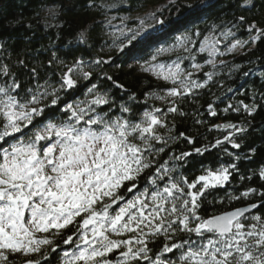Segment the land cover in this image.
I'll return each mask as SVG.
<instances>
[{"label": "snow or ice", "instance_id": "6c2138e0", "mask_svg": "<svg viewBox=\"0 0 264 264\" xmlns=\"http://www.w3.org/2000/svg\"><path fill=\"white\" fill-rule=\"evenodd\" d=\"M114 19L107 23L111 25ZM126 19L121 18V25L111 33L112 46L121 53L149 28L165 23L155 13L138 18L134 28L124 23ZM246 23V17L240 16L233 28ZM215 27L198 48L199 53L207 52L206 63L214 69L215 57L225 54L217 47L221 37L223 41L236 37L232 28L217 37ZM247 32L248 39H235L226 45L227 53L264 40V28L255 23L247 24ZM200 35L196 30L178 36L176 45L158 49L151 61L177 46L191 52L196 47L193 37ZM80 39L84 41L83 33ZM190 59L194 69L203 67L194 62L195 54ZM108 63L111 57L97 58L87 65L77 58L65 65L58 87L45 80L23 89L8 66L0 65V77H9L0 83V264H52L53 259L57 264H264V215L252 214L253 209L264 207V191L248 188L238 196L229 195V201L252 196L260 200L219 215L203 216L202 205L214 203L208 197L230 183L232 173L238 171L236 164L220 163L215 169L205 165L192 180L180 171L189 158L202 157L225 141L240 149L234 136L246 129L231 123L214 125L234 132L214 144L195 147V139L183 132L173 136L164 119L167 113L185 115L175 106L177 98L204 88L215 73L206 72L207 79L198 83L192 72L181 67L180 57L170 64L146 61L148 67L142 65L143 71H152L172 84L166 95L147 94L158 100L172 98V106L162 115H157L160 108H153L135 120L127 104H120L121 114L115 115L112 110L116 105L95 83L87 88L84 101L60 107L62 91L75 90L79 79L91 80L93 73L85 67ZM220 63L226 65L225 61ZM233 68L238 70L240 65ZM31 73L38 81L37 70L33 68ZM102 75L115 88L123 89L111 75ZM260 95L264 100V93ZM129 99L135 101L136 97ZM239 104L242 109L229 104L223 112L243 110L251 116L260 107L255 96L251 105ZM105 105L107 110L101 107ZM208 111L217 115L211 103ZM158 128H166L167 135ZM181 138L193 145L192 149L179 154L169 151L167 158L161 159ZM223 153L234 155L227 148ZM258 175L264 180V166ZM61 242L72 250L57 253Z\"/></svg>", "mask_w": 264, "mask_h": 264}, {"label": "trees", "instance_id": "16d2710c", "mask_svg": "<svg viewBox=\"0 0 264 264\" xmlns=\"http://www.w3.org/2000/svg\"><path fill=\"white\" fill-rule=\"evenodd\" d=\"M153 13L157 19L165 21L160 29L149 28L123 53L112 46L111 33L121 25V18L126 17L124 23L134 28L138 26V18H148ZM240 16L246 17L247 23L233 28ZM112 17L115 19L109 25L107 21ZM149 23L154 24L155 21L149 20ZM251 23L264 28V0H175L174 4L170 0H0V65L8 66L10 72L21 82L22 89L34 87L37 82L43 84L45 80L58 87L60 77L66 70L65 65H71L77 58L83 59L87 65L97 58L107 60L111 57V63L85 67V71L93 73L91 80L79 79L75 90L62 91L60 107L65 103L84 101L87 88L95 83L99 91L107 92L116 105L112 110L113 114L120 115L118 106L127 104L133 109L135 120L140 119L144 110L160 108L161 113L157 115H162L172 106V98L158 100L147 95H166L172 84L159 79L152 71H143L142 65L148 67L146 61L170 64L180 57L183 59L181 67L186 72H192V78L198 83L207 79L206 72L215 73L204 88L195 89L183 99L177 98L175 106L185 115L167 113L164 119L172 129L173 136H179L183 132L195 139V147L214 144L216 139L223 140L225 135L234 132V129H217L214 125L231 123L246 129L243 133L236 132L234 136L236 142L241 144L240 149L232 148L225 141L217 148H210L202 157L194 155L189 158L190 162L180 169L192 180L201 174L205 165L215 169L220 163L236 164L238 171L232 173L230 183L213 190L208 197L214 203L202 205L201 215H219L260 200L259 196H252L229 201V195L238 196L248 188L264 191V180L258 175L259 169L264 166V100L260 95L264 93V40L258 41L255 46L249 43L232 53L226 51V45L235 39H248L247 24ZM213 26H216L217 37L228 28L236 32V37L228 41H223L221 37L222 42L217 47L225 54L215 57V69L206 63L209 59L207 52H198L203 37H211ZM196 30L201 35L193 37L196 47L191 52H185L177 46L169 53L160 55L157 61H151V56L158 49L176 45L178 36L191 34ZM81 33L85 37L83 42L80 39ZM53 53L56 54V59H53ZM192 54L196 56L194 62L203 65L201 69L192 67ZM60 61L64 63L61 64ZM220 61H225L227 66ZM237 64L240 65L238 70L233 68ZM33 68L39 74L38 81L32 79ZM102 73L111 75L124 86L123 89L115 88L103 78ZM7 80L9 77H0V83ZM132 95L136 97L135 101L129 99ZM254 96L260 107L253 115L249 116L243 110L239 113L232 110L223 112L229 104L242 109L240 101L251 105ZM210 103L217 112L216 116L209 114ZM101 107L107 110L106 105ZM56 116H61V113L56 112ZM158 131L167 135L166 128H158ZM192 147L181 138L171 144L161 159H166L169 151L179 154L181 151H190ZM223 148L234 155H225ZM252 149H255L254 153ZM235 157L239 159L236 160ZM241 176L245 179L241 180ZM249 176L252 177L250 180L247 179ZM219 200L223 203L215 202ZM252 214L264 215V207L253 209ZM63 250L71 251L72 248L61 242L57 253ZM52 264H57V260L53 259Z\"/></svg>", "mask_w": 264, "mask_h": 264}, {"label": "water", "instance_id": "95a60500", "mask_svg": "<svg viewBox=\"0 0 264 264\" xmlns=\"http://www.w3.org/2000/svg\"><path fill=\"white\" fill-rule=\"evenodd\" d=\"M162 27V25H159V26H157V29H160ZM243 208V207H242ZM231 211H233V210H231Z\"/></svg>", "mask_w": 264, "mask_h": 264}]
</instances>
